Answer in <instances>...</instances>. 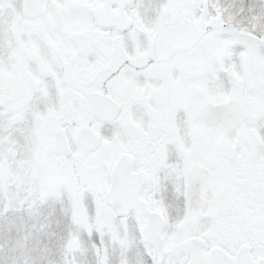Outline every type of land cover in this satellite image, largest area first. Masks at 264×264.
I'll use <instances>...</instances> for the list:
<instances>
[{"label": "snow or ice", "instance_id": "snow-or-ice-1", "mask_svg": "<svg viewBox=\"0 0 264 264\" xmlns=\"http://www.w3.org/2000/svg\"><path fill=\"white\" fill-rule=\"evenodd\" d=\"M0 264H264V0H0Z\"/></svg>", "mask_w": 264, "mask_h": 264}]
</instances>
